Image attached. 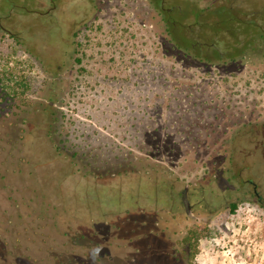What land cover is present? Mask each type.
I'll return each instance as SVG.
<instances>
[{"label": "rangeland", "instance_id": "374dc122", "mask_svg": "<svg viewBox=\"0 0 264 264\" xmlns=\"http://www.w3.org/2000/svg\"><path fill=\"white\" fill-rule=\"evenodd\" d=\"M152 2L0 0V264H264V53L178 64Z\"/></svg>", "mask_w": 264, "mask_h": 264}, {"label": "trees", "instance_id": "16d2710c", "mask_svg": "<svg viewBox=\"0 0 264 264\" xmlns=\"http://www.w3.org/2000/svg\"><path fill=\"white\" fill-rule=\"evenodd\" d=\"M153 2L163 24L166 41L174 50L175 61L178 64L180 61H185L196 67L207 64L228 66L233 65L240 58H245L252 51L254 54L264 53V7L249 10L237 0H218L209 5H200L195 0H153ZM184 69L188 71L191 68L185 66ZM189 75L192 78L202 76L195 73L194 69ZM191 85L199 86L196 81L191 82ZM188 90V96H194L193 91ZM217 93L209 94V100L206 102L215 103ZM197 95L199 99H203L204 95L201 91ZM48 108L47 104L41 111V114L46 116L47 122ZM128 164L130 165V162ZM146 166H149L145 168L149 173L155 174L153 179L157 182L162 172L156 171L157 166L151 164ZM235 208L236 205L233 204L231 211ZM198 238L199 234L191 231L182 235L178 241L188 263L195 256ZM58 263L76 264L70 260L58 261Z\"/></svg>", "mask_w": 264, "mask_h": 264}, {"label": "flooded vegetation", "instance_id": "af4514ba", "mask_svg": "<svg viewBox=\"0 0 264 264\" xmlns=\"http://www.w3.org/2000/svg\"><path fill=\"white\" fill-rule=\"evenodd\" d=\"M153 1V0H152ZM152 4L153 5H155V2H152ZM0 27H2L3 29H5V27H3V25H1L0 24ZM8 33H10V32H8ZM185 187V186H184ZM252 192L255 194V195H257V197H258V200H257V203L259 204V206L261 207V208H263L264 209V198H262L261 197V194L260 193H258V191H257V188H256V185L253 183V189H252ZM184 188H183V190H182V193H181V196H182V201H183V206L185 207V210L187 211V212H190L191 211V201H190V196L188 195V185H187V190H186V197H184ZM186 200L188 201V207H189V209H186Z\"/></svg>", "mask_w": 264, "mask_h": 264}, {"label": "water", "instance_id": "95a60500", "mask_svg": "<svg viewBox=\"0 0 264 264\" xmlns=\"http://www.w3.org/2000/svg\"><path fill=\"white\" fill-rule=\"evenodd\" d=\"M186 190H187V185H185V187H184V193H185V194L183 193V194H184V197H186ZM185 203H186V205H187V206H186V209H189V207H188V201L186 200Z\"/></svg>", "mask_w": 264, "mask_h": 264}]
</instances>
